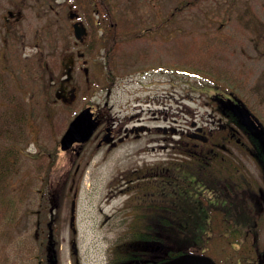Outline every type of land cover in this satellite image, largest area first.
Here are the masks:
<instances>
[{
	"label": "rangeland",
	"instance_id": "rangeland-1",
	"mask_svg": "<svg viewBox=\"0 0 264 264\" xmlns=\"http://www.w3.org/2000/svg\"><path fill=\"white\" fill-rule=\"evenodd\" d=\"M9 1L0 6L12 10ZM107 1L117 31L123 35L118 52L112 56L109 68L100 65L106 58L103 45L112 31L103 16L92 13V5L90 16L99 18L98 45L91 55L93 63L87 68L88 84L95 90L88 93L82 66L75 65L72 77L76 96L66 105L55 98V82L63 78L67 64V60L63 64L59 59L67 46L82 52L85 42L92 43L94 30L86 25V16L75 0H19L25 20L37 22L28 26L30 31L37 26L41 31L40 26L50 18L51 50L53 55H59L53 65L51 91L38 92L29 84L31 78H22L27 93L21 103L29 114L15 148L18 156L11 147L4 146L5 154L8 148L15 161L8 174L12 179L7 188L11 190L4 195H10L8 199L13 203L8 214L0 218V264H45L46 223L51 214L58 219L53 227L58 264H74L75 257L79 264H106L109 248L119 240L131 215L142 211L163 213L159 209L163 205L168 208L165 215L199 243V236L208 231L209 224L201 211V199L192 194L200 188L198 183L187 184L183 176L176 174V180L158 177L144 191L137 192L126 190L125 175L183 160L185 148L189 147L186 143L191 142L186 137L191 123L216 127L218 118L208 96L212 92L204 89L209 87L207 83H213V76L223 85L239 78L241 82L245 80L251 92L248 94L245 88L240 94L246 95L264 125V0ZM43 10L47 11L46 16L34 19ZM71 11L79 14L89 31L83 44L73 37L72 20L68 17ZM109 75L110 80L114 76L116 79L108 94ZM105 103L112 121L150 130L113 148H97L96 142L90 140L78 157L62 152L59 140L74 115L86 106L97 108ZM158 127L165 132L157 131ZM227 148L226 156L241 172L258 179L261 171L248 146L241 149L230 142ZM18 184L23 186L18 188ZM0 189H6L2 180ZM54 189L61 199L51 212L49 199ZM72 201L76 234L69 227ZM134 205L140 208L130 210ZM72 239L76 242V255L72 253ZM229 246L223 241L211 244L212 254L219 259L216 264H247L253 256L248 252L246 261L248 246L238 251L231 249L233 244Z\"/></svg>",
	"mask_w": 264,
	"mask_h": 264
},
{
	"label": "trees",
	"instance_id": "trees-1",
	"mask_svg": "<svg viewBox=\"0 0 264 264\" xmlns=\"http://www.w3.org/2000/svg\"><path fill=\"white\" fill-rule=\"evenodd\" d=\"M78 3L82 7L83 15L86 16V25L94 30L92 43L85 42L82 45V52L86 56H91L98 45L96 34L99 30L97 27L99 18L94 20L95 18L90 16L92 5L94 11H98V15L103 16V19L107 21L112 31L105 45H103L104 51L102 54L103 57H106L104 58L105 61L100 63V65L109 68L112 64V53L119 46V40L123 35L117 31V23L114 21L108 1L96 0L93 3L79 1ZM81 3H84V6ZM112 79L110 80L109 75L111 83L108 84V89L112 86ZM212 79H214L213 83L212 81L207 83L210 88L202 84L205 90L212 92L208 95L210 106L218 118L214 134L210 137V140L212 142L227 140L231 138L233 133H236L235 137L241 139L248 146L249 154L258 164L264 176V125L258 119L256 109L246 95L240 94L242 92L240 90H245V88L247 90L245 80L241 82V78H239L235 81L232 80V83L228 85H223L216 76H213ZM246 92L249 94L251 91L247 90ZM20 107V134H23L28 120V112L22 103ZM225 127L229 130L225 131ZM17 143H19V140ZM9 149L13 150L15 156H18V151L15 148L11 147ZM6 150L7 153L5 154L4 149V157L0 159V181L2 180L6 187L3 191L0 189V218L8 214L9 205L13 203L11 199H8L10 195L4 198L5 193L11 190V188H7V186H10L9 183L12 179L8 174L13 171L11 169L15 161V158L11 155L13 153L10 154L8 148ZM184 156L183 160L173 162L170 165L157 164L146 167L144 170L139 169L128 173L125 175L126 190L142 192L147 185L157 181L158 177L172 181L176 180V174L183 176L184 182L187 184L190 182L198 183L200 188L193 190L192 194H197L201 199L200 207L201 211L204 212L205 221L209 217V230L201 234V237L199 236L200 242L198 243L193 236L184 233V229L177 226L165 215L168 211L166 205L159 207L163 213H157L156 215L146 213V211L133 213L130 221L126 224L127 227L121 232L119 240L109 248L106 264H158L184 252L207 255L215 263V260L219 261V259L212 254L211 244L221 243L222 241L225 246L233 244L234 247L231 249L234 251L248 246L247 256H244V259L246 260L251 254L253 256L249 257L250 261H245L247 264H264V260L262 261L264 257V203L260 198L262 193L257 194L259 200L249 202L244 199L250 197L251 192H248L249 189L256 191L257 185L252 177L244 173L242 175L244 182L242 183L241 176L236 174L238 165L220 151L203 155L186 152ZM188 177L193 178L188 180ZM20 185L23 186V184H18V188H20ZM260 186H263V184H260ZM261 190L264 191V188ZM51 192L49 199L51 208L49 211L52 212V208H55L60 201L61 194L58 193L57 189ZM11 193L14 195V189ZM139 206L134 205L130 210H134ZM53 216L51 214L46 223L48 234L45 236L44 245L46 251L45 264H58V241L53 235L56 218ZM177 229H179V232ZM224 235L225 237H223ZM211 238L218 239L212 241ZM34 240H36V236ZM136 244H141V246H136ZM248 252H250V255ZM235 260L238 263V260ZM256 261H260V263H256Z\"/></svg>",
	"mask_w": 264,
	"mask_h": 264
},
{
	"label": "flooded vegetation",
	"instance_id": "flooded-vegetation-1",
	"mask_svg": "<svg viewBox=\"0 0 264 264\" xmlns=\"http://www.w3.org/2000/svg\"><path fill=\"white\" fill-rule=\"evenodd\" d=\"M4 1L10 3L9 0H0V3ZM11 1L13 6L12 10L4 8L5 6H0V159L4 157V146L12 148L18 146L17 141L19 140L20 134L19 123L21 118V98H24V95L27 93V89L22 86V78H24V80H26V77L31 78L29 84H33L31 87L38 89V92L46 93L47 91H51L54 84L53 65L57 62L59 55H53V51L51 50V34L49 35L50 32L48 29L52 23L50 18H48L49 20L46 19V21L42 20L44 22L43 25L40 26L41 31L38 30V26L30 31L28 26L36 25L37 22L31 23L25 20L23 12L20 10L19 0ZM39 1L46 2V0ZM39 1L37 0V2ZM79 1L93 3L96 0H75V2ZM93 13L98 14V11H94ZM37 14L38 16L34 19L41 20L43 18L40 16H46L47 11H39ZM78 18L80 20L79 14ZM72 21L74 22L75 20ZM88 33L89 31L86 30V35L80 43L85 42ZM88 36H90V34H88ZM73 50L76 51V53H74ZM73 50H70L67 46L66 51L62 52L63 54H61V59L59 60H62L63 64L67 60V64H65V74L62 76V79H58L55 82L57 84L55 98L66 105L71 104L70 100L72 98L74 100L76 96L77 88L73 85L72 77L75 65L82 66V74L87 83L88 93L95 90V88L91 89L88 84L89 71L87 66L93 63L91 56H86L84 52L79 51L75 47ZM117 50L118 49L114 50L112 56L117 54ZM113 79L112 83H115L116 76H114ZM110 89L111 88L107 89L108 94L110 93ZM106 105L107 103H105L104 106L97 108L91 106L94 116L97 118L98 126L89 141L94 140L97 148H113L131 137L138 138L142 133L150 130L142 125H132L128 127L127 124L120 125V121H112L111 117L108 115L109 112ZM193 125L194 126L192 127L191 123L190 128L186 131V137L191 142L186 143L189 147L185 148V152L194 155L200 153L203 155L220 151L223 154L228 155L227 152L229 150L227 145L230 142H235L241 149H245L244 143L241 139H237L235 137L236 135H231V138H228L227 140L212 142L210 137L214 134L215 127L208 128L207 126ZM198 128L201 129L200 132H196ZM160 130L161 129L158 127L157 131ZM228 130L229 129L225 127V131ZM161 131L165 132V129H162ZM174 131L176 132V129H174ZM208 132L211 134L205 141H203V136L206 134L208 135ZM178 134L180 135L182 132L180 131ZM104 138L110 139V141L106 143L103 141ZM88 142L82 145L75 144L74 149L69 150L67 153L74 154V150L79 147V152L75 154V156H80ZM78 168L79 167L77 166L76 169ZM236 174L241 176V182L243 183L244 180L242 175H244V173L241 172L239 166ZM252 179L257 185L256 191L249 189L248 192H251L249 194L250 197L244 199H247L249 202L252 200H259L257 194H260L261 192L262 194H260V198L264 203V191L261 190L264 188V176L260 172L258 179ZM260 184H263V186H260ZM56 220L58 221L57 218ZM37 234L38 228L35 232V235ZM74 264H79L76 257L74 259Z\"/></svg>",
	"mask_w": 264,
	"mask_h": 264
},
{
	"label": "water",
	"instance_id": "water-1",
	"mask_svg": "<svg viewBox=\"0 0 264 264\" xmlns=\"http://www.w3.org/2000/svg\"><path fill=\"white\" fill-rule=\"evenodd\" d=\"M69 18L74 19L77 18V14L74 12L69 13ZM73 35L76 40L82 41L83 37L86 35V28L84 25L76 21L72 24ZM98 126L97 118L91 112L90 107L83 108L78 114L74 116V118L69 122L66 130L62 134L59 140V148L61 151L69 150L73 144H84L86 143L93 132ZM201 129L198 128L197 132H200ZM210 134V133H209ZM206 140V137L203 136V141ZM104 142L108 143L110 139H103ZM78 150L76 149V154ZM74 202L71 205V217L69 221V225L72 228V232L75 233L74 228ZM71 249L74 255H76V246L75 242L71 243ZM159 264H215L211 258L205 255H195L191 253H183L171 260L161 262Z\"/></svg>",
	"mask_w": 264,
	"mask_h": 264
}]
</instances>
